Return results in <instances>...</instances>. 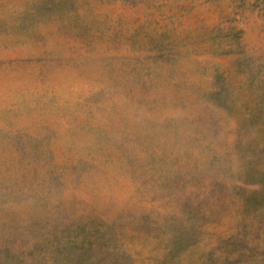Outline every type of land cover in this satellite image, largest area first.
<instances>
[{
    "label": "rangeland",
    "instance_id": "obj_1",
    "mask_svg": "<svg viewBox=\"0 0 264 264\" xmlns=\"http://www.w3.org/2000/svg\"><path fill=\"white\" fill-rule=\"evenodd\" d=\"M0 264H264V0H0Z\"/></svg>",
    "mask_w": 264,
    "mask_h": 264
}]
</instances>
